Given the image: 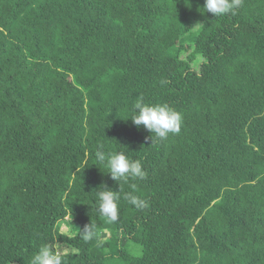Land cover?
<instances>
[{
	"label": "trees",
	"instance_id": "16d2710c",
	"mask_svg": "<svg viewBox=\"0 0 264 264\" xmlns=\"http://www.w3.org/2000/svg\"><path fill=\"white\" fill-rule=\"evenodd\" d=\"M204 2L0 0V264L44 244L63 264H264V0ZM138 97L180 133L152 143L124 120ZM101 149L147 172L111 223Z\"/></svg>",
	"mask_w": 264,
	"mask_h": 264
},
{
	"label": "clouds",
	"instance_id": "9594fccd",
	"mask_svg": "<svg viewBox=\"0 0 264 264\" xmlns=\"http://www.w3.org/2000/svg\"><path fill=\"white\" fill-rule=\"evenodd\" d=\"M243 0H205L204 5L199 9L201 13H211L215 17L235 14L242 6ZM198 9V10H199ZM131 117L124 120H131L138 128L143 126L152 135L148 138L154 143L156 140H166L170 134H179L182 126V115L168 104L146 103L143 97H138L131 109ZM96 160L104 164L107 174L111 179L119 182L120 191H114L107 184H102L95 190V199L98 205V212L111 223L119 216V202L121 199V183L129 181H143L147 178V172L138 159H132L124 152H105L97 150ZM133 191L123 194V199L136 209L142 210L147 207V200L135 194V184L131 185ZM92 226H87L82 232V238L89 240L93 237ZM58 245V243H57ZM63 248L48 244L41 245L38 251L31 257L29 264H63L61 253Z\"/></svg>",
	"mask_w": 264,
	"mask_h": 264
},
{
	"label": "rangeland",
	"instance_id": "374dc122",
	"mask_svg": "<svg viewBox=\"0 0 264 264\" xmlns=\"http://www.w3.org/2000/svg\"><path fill=\"white\" fill-rule=\"evenodd\" d=\"M87 98H88V97H87ZM87 98L85 99V102H88V105H85L86 108L90 107V105H89V98H88V99H87ZM87 106H88V107H87ZM84 137H85V136L82 134V135L79 136V139H80L81 141H83V140H84Z\"/></svg>",
	"mask_w": 264,
	"mask_h": 264
}]
</instances>
